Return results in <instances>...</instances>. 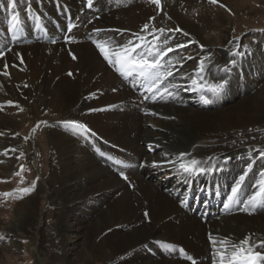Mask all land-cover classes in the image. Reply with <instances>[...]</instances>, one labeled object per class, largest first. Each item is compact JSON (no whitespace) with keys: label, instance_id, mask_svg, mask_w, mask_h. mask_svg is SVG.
<instances>
[{"label":"bare ground","instance_id":"6f19581e","mask_svg":"<svg viewBox=\"0 0 264 264\" xmlns=\"http://www.w3.org/2000/svg\"><path fill=\"white\" fill-rule=\"evenodd\" d=\"M41 1L55 15L54 0ZM61 1L68 2L84 20L98 14L87 27L71 33L72 38L85 40L14 44L5 54L0 52V71L7 64L10 74H0V178L10 175L23 145L28 159L35 156L31 138L26 143L27 135L16 133L18 124H25L27 117L47 118L49 113H54L47 128V139L54 146L49 153L53 154L52 163L48 160L52 164L49 177L57 178L56 185L45 181L36 193L17 204L12 220L1 225V247L6 251L17 248V236L22 235L20 230L30 214L34 232L41 235L31 237L29 244L39 264H192L180 257L178 246L188 250L196 264H219L217 251L227 248L230 256L229 245H240L246 238L253 252L264 254V247H259L264 241V193L257 197L255 210L249 205L264 187V156L260 155L264 151V30H247L257 36V40L251 36L247 49L239 38L232 45L230 34L224 35L221 44L213 43L208 34L220 26L227 32L231 28L225 25L228 19L223 11L208 0H161L162 10L150 0H96L103 9L96 12H82L79 0ZM2 3L12 11L24 12L28 3L39 8L38 0H0V28L9 16L2 11ZM217 10V17L210 20ZM145 24L148 29L142 31ZM177 27L189 35L167 31ZM154 28L166 31L161 35ZM155 36H160V42L167 37L169 46L180 43L187 47L168 54L175 67L167 77L163 101L143 103L111 69L94 41L116 49L130 40L133 45L139 43L138 37L146 42ZM0 39L8 46L5 37ZM189 56L193 59H187ZM180 57L184 59L177 63ZM68 69L74 77L64 73ZM218 84L223 85L220 93L209 91ZM201 97L213 98L212 104ZM78 117L88 121L90 125H84L93 134L85 132L96 144H105L131 161L128 180L97 155V148L88 140L68 129V120L79 122ZM124 151L127 153L122 154ZM193 160L198 161L195 169L211 171L214 183L223 181L227 193L234 195L236 188L235 196L248 210L220 214L208 221L185 210L180 190H188L190 182L209 178L180 169L181 163ZM43 196L50 206H59V224L73 227L84 240L80 248H69L71 240L66 239L67 246L56 253L53 245L46 244L48 235L41 226L46 209L38 211L33 202ZM92 228L97 240L91 242ZM61 234V230L57 232L56 245L62 242ZM222 240L227 242L223 246Z\"/></svg>","mask_w":264,"mask_h":264},{"label":"rangeland","instance_id":"374dc122","mask_svg":"<svg viewBox=\"0 0 264 264\" xmlns=\"http://www.w3.org/2000/svg\"><path fill=\"white\" fill-rule=\"evenodd\" d=\"M220 4L225 5V7H221ZM220 4L219 3L215 4L216 5L215 7L218 10H220V12L223 11V15L227 17L228 20L225 19L226 20L225 25L231 28V32L225 31L226 29L223 26H220L218 27V30L215 29L213 33H211L210 35L208 34L206 37L209 38L211 41H213V43L215 44L217 43L221 44L222 41H224V35L230 34L231 44L239 38V40H241L240 43L244 42L243 45L247 49L246 45L249 43L251 36H252V35L247 34L248 31L255 30V31L260 32V30L261 31L264 30V0H221ZM218 10L212 15V18H210V20L215 19L217 17ZM256 37L252 36L253 38L252 40L254 39L257 40ZM212 38H214V40H212ZM232 45H231V48L233 49L234 46L232 47ZM2 72L3 71H0V74ZM64 73L68 76L74 77L73 76L74 73L72 69H68L66 72L64 71ZM69 73H71L72 75H69ZM57 77L58 78L56 79V81L59 79V75ZM211 82L212 81L208 79V83H211ZM51 98L52 96H50V99ZM49 112L50 111L48 112L46 111V113H49ZM53 115L54 113H49V117L44 118V119L40 118V120H39V116L35 117V120L34 118L27 117L26 123L18 124L17 126L18 130H15L16 133H20V134L25 133L27 135L25 136L26 143L28 142V139L31 138V141H33V145H34L33 147L35 151V156L32 159H28L27 153L25 151L26 150L25 147L27 146L23 145L22 149L18 151L16 162L14 164V168L9 173L10 175L8 177L0 178V181H4V182H0V193H5V192L13 193V196L8 197L7 199L0 196V229L1 230H2L1 225L8 223L9 220L10 221L12 220L17 204L22 199L30 197L32 196V194L36 193L40 185L45 184V181L53 182V184L52 183L49 184L50 186L56 183L57 178L49 177L50 172L52 170L51 169V166H52L51 157H53V154H49V153H51V151L53 153L52 149L54 148V146L52 145L53 146L52 147L50 144V141L47 139L48 138L47 128L49 126V122L52 119ZM72 116H75L74 111H72ZM42 117L44 116L42 115ZM78 119L80 123H82L83 121V124L86 123L90 125L87 120L82 119L80 117H78ZM45 122H47L48 124ZM31 125L32 126L34 125V126L32 127ZM24 126L26 127V129L24 128ZM249 127H251V125ZM33 129H35V131H33ZM46 146L48 147V149ZM46 157L50 159L48 158L46 159ZM21 166H23V170H21ZM47 185H48V182H47ZM23 188H33V190L28 194H24L23 192L19 191L20 189H23ZM33 202H34V205H36L35 207L37 208L38 211L40 210V208L41 210L46 209L44 212V216L41 218V223H43L41 224V226L42 228H44V230H46L45 232L48 235L47 238L49 240H47L46 244L53 245L55 247L56 253L61 250L63 251V249L67 246V243H66L67 240H71V242L68 243L69 248H70V245L71 246L74 245L76 246V248L77 247L80 248V245L82 246V244L84 243V240L82 238L77 237V232L75 231V229H73V227L72 229L65 228V227L63 228L61 224H59V215L57 212L59 206L57 207L50 206L48 204V199L45 198L44 196L40 198H35ZM33 222H34L33 216L30 214L26 215V219L23 223L22 230H20L22 235L17 236V244H18L17 248L15 247L14 249L6 251L1 247L2 242L0 241V264H39L36 256L30 250V245H29L31 243V237L39 236L38 238H41L40 234L34 232V228L32 226ZM71 222L75 224V221H69V223ZM59 229L62 231V234H61L62 239L60 238L62 242L56 245L57 239H58L57 232L60 231ZM94 231H95L94 228H92L89 231L90 234L88 235V237L91 239V242L92 240H97L94 237L95 236ZM2 233L3 231H0V236L2 235ZM65 234H67V236ZM64 235L66 236V238ZM76 240H79L80 243L75 244L74 241ZM99 240H101V238ZM94 246H98V244L95 243ZM73 255L74 254L70 255L72 260H74V257H75V255L74 256ZM69 262L68 264H71V262L70 263ZM53 264H65V263L55 262Z\"/></svg>","mask_w":264,"mask_h":264},{"label":"snow or ice","instance_id":"6c2138e0","mask_svg":"<svg viewBox=\"0 0 264 264\" xmlns=\"http://www.w3.org/2000/svg\"><path fill=\"white\" fill-rule=\"evenodd\" d=\"M210 4H218L219 0H208ZM150 3L154 4L158 9L162 10L161 6V0H150ZM88 7L93 6V0H87ZM221 7H225V5L220 4ZM12 7L15 8V3H12ZM17 17L13 16L12 20L17 21ZM150 20H155V17H150ZM10 27L14 28V25H10ZM75 27V25L70 24L68 26V31L71 32L72 29ZM148 29V24H145L143 26V30ZM164 28L159 29H153V32H159L161 35H164L165 33ZM167 31H174L178 33H182L184 36H188L189 34L186 32H183L182 29L179 27L175 29H168ZM139 39L143 40V37H138ZM66 39H74V38H66ZM155 41L157 43H150L147 46H142L141 44H135L133 45V42L130 40L124 45L117 46L116 49H112L108 46L107 42L104 44H101L99 42L94 41L96 44V47L100 50L102 55L104 56V59L108 61V63L113 66L123 77L128 78L132 76L143 78L145 81L148 82L149 87L148 91L154 92L156 94L160 93V85L167 79V77H170L173 75L172 68L175 67V65L172 64L171 61H166V63H162L164 58L172 52L177 51L180 48H186L187 45L177 43L174 47L169 46V40L167 37H165L162 41V44L164 46L163 49L160 46V36L154 37ZM106 48L108 49L106 51ZM137 49H141L139 52H137ZM73 59H76V57L73 55ZM184 57H180V60L177 61V63H180ZM187 59H193V57H187ZM21 63H23L21 59ZM182 66V64H181ZM8 65L4 64V71L3 75L9 76L10 74L7 71ZM203 61L200 62V71L203 72ZM69 75H72L69 73ZM197 81L193 80V84L195 85ZM175 87V85H173ZM223 85L218 84L215 87H212L209 89V91H212L213 94H216L220 89H222ZM164 92H168V88L165 87L163 89ZM170 94V93H169ZM164 97L161 95V99ZM201 99L204 101V103H208V100L205 97H201ZM12 101H8L9 105H12ZM19 107L18 105H16ZM2 107V106H0ZM22 111V109H21ZM46 123V122H45ZM70 124L75 125V127L83 129L85 131H90L87 129L86 125L82 123H78L76 121H70L68 122ZM35 131V129H33ZM2 135V133H0ZM11 151H15V149H11ZM7 151L3 153V155H7ZM261 156H264V151L260 152ZM198 164V161H191L189 164L181 163L180 169L184 172H191L195 170V166ZM21 170H23V166H21ZM203 171V169H201ZM18 174V173H17ZM121 176L123 177V173H121ZM127 179V177H123ZM243 179V177H241ZM4 182V181H0ZM264 183V182H262ZM33 190V188H23L19 191L23 192L24 194H28ZM237 192V189H233V194L235 195ZM264 193V187H261L260 191L256 194V196H253L250 201L249 205L255 209L258 201L257 197L261 196V194ZM0 196L7 199L8 197L13 196L12 192H5L0 193ZM19 198V197H17ZM230 200L232 197L229 198ZM227 208L228 205H225ZM244 211L248 210V207L243 209ZM145 216H147V213H145ZM211 240L212 238L209 237ZM217 242L213 241V244L215 245ZM219 243L223 246L227 242L226 241H219ZM229 247L232 249L230 256L228 255V249L222 248V250L216 252V256H219V264H264V254H261L260 252H253V248L249 243V238H246L244 241H241L240 245L231 244ZM259 247H264V241L261 242ZM183 251V250H181ZM187 259L192 260V264H196V261L188 256Z\"/></svg>","mask_w":264,"mask_h":264}]
</instances>
